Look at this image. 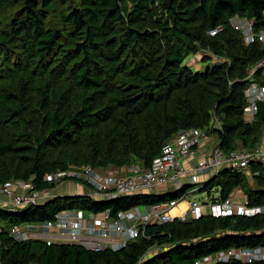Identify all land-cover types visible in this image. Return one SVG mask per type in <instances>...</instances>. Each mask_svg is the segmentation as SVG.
I'll return each mask as SVG.
<instances>
[{"label": "trees", "instance_id": "1", "mask_svg": "<svg viewBox=\"0 0 264 264\" xmlns=\"http://www.w3.org/2000/svg\"><path fill=\"white\" fill-rule=\"evenodd\" d=\"M263 12L264 0H0V184L30 180L44 189L54 186L45 174L70 167H148L189 128L213 135L225 153L253 148L264 137V101L248 120L245 89L264 83V68L248 76L264 57V42L247 43L229 18L253 20L256 33L264 29ZM219 24L222 30L209 35ZM199 53L209 64L195 71L186 59ZM251 161L246 170L223 166L198 187L109 201L61 195L15 211L0 207L1 264H193L221 250L264 246V212H204L149 224L144 236L117 250L10 236L13 225L54 220L62 210L116 216L183 201L195 187L211 201L234 198L239 189L247 206H262L264 158ZM151 246L159 250L141 259Z\"/></svg>", "mask_w": 264, "mask_h": 264}, {"label": "built area", "instance_id": "2", "mask_svg": "<svg viewBox=\"0 0 264 264\" xmlns=\"http://www.w3.org/2000/svg\"><path fill=\"white\" fill-rule=\"evenodd\" d=\"M229 24L235 30L242 32L247 43L253 42L255 38L264 42V29L255 33L253 20L235 15L229 18ZM222 28L223 25L219 24L210 29L208 33L213 36ZM258 68H264V57L249 70L248 76H251L253 69ZM245 97L247 99L245 114L248 120H251L257 109L256 103L264 101V83L252 81L245 89ZM210 139L211 136L208 133L197 128L179 130L162 146L161 152L148 167L138 164L105 168L70 167L64 171L47 173L44 179L53 183L65 179L86 183L88 185L86 192L65 195H86L92 200H109L133 194L174 191L180 189L183 184L198 187L201 182L217 174L223 166L246 170L251 160L264 158V137L251 149L236 148L227 153L223 152L215 141L214 146L209 151L203 152L198 161L186 167L184 161L195 155L200 143ZM200 176H205V178L201 179ZM53 189L54 186L36 189L30 180H7L0 184V196L5 199L0 201V207L15 211L42 204L56 196L54 192L52 193ZM237 193H241V190H236L234 197ZM185 194L179 199L185 200ZM178 203L177 199H172L148 206H136L127 211H120L116 216H111L108 210L93 213L80 208L66 209L56 213L54 220L36 224L26 223L22 226L13 225L10 229V236L17 241L41 239L47 244L76 243L91 250L106 248L117 250L128 240L144 236L145 227L149 224H161L172 221L174 218L183 220L189 217L197 218L204 213L198 202L193 200L187 201L188 206L184 212L178 216H172L170 210ZM208 207L210 208L209 213L214 217L232 214L254 215L264 212V205L249 207L244 198L237 200L233 197L211 201ZM150 249L152 250L153 246L147 249L141 259L156 252ZM229 260L264 261V246L221 250L203 256L195 260L193 264H213Z\"/></svg>", "mask_w": 264, "mask_h": 264}, {"label": "rangeland", "instance_id": "3", "mask_svg": "<svg viewBox=\"0 0 264 264\" xmlns=\"http://www.w3.org/2000/svg\"><path fill=\"white\" fill-rule=\"evenodd\" d=\"M208 54V53H207ZM202 53H199V54H196L195 56L193 57H190V58H187L186 59V64L189 65L191 68H193L195 71L197 69L199 70H204L205 67L209 64L208 62L206 61H202L201 58H202ZM212 59L214 60H217L216 57L212 56ZM200 64V67H198V63ZM197 65H196V64ZM215 139V138H214ZM211 140V139H210ZM216 141V140H215ZM201 158V157H200ZM198 161V160H197ZM191 166V165H190ZM187 167V166H186ZM61 180V179H59ZM55 185H54V189L52 190V193L54 192L55 194V189L57 187H60V186H70L69 188V191L72 193V194H81V193H76L77 191H80L79 190V186L81 187V189H83V192H86L88 189V185L86 183L82 184V182H78V181H74V180H68V179H65L63 181H55L54 182ZM77 184V185H76ZM84 185V186H82ZM56 195V194H55ZM212 196L214 197H217V192H215V190L212 191L211 193ZM57 196V195H56ZM235 199H239V200H243V196H242V193H237V196L234 197ZM184 201H197L198 204L201 206V209L203 212H209L210 211V208L208 207V203L211 202V200L209 199V197L207 196V193L206 192H201L198 188H193L191 190H189L188 192H186L185 196H184ZM4 201L5 199L3 197L0 196V201ZM183 202V201H181ZM142 207V206H141ZM178 207V206H177ZM176 207V208H177ZM8 208H6L7 210ZM100 214H98L99 216ZM174 215V214H173ZM24 225V224H23ZM22 226V225H20ZM24 229V227L22 228ZM157 247V249H156ZM152 250H156V252L159 250L158 246H153V249ZM150 249V251H152Z\"/></svg>", "mask_w": 264, "mask_h": 264}, {"label": "crops", "instance_id": "4", "mask_svg": "<svg viewBox=\"0 0 264 264\" xmlns=\"http://www.w3.org/2000/svg\"><path fill=\"white\" fill-rule=\"evenodd\" d=\"M198 64V67L197 68H199L200 67V64H199V62L197 63ZM215 137L212 135L211 136V140H208V141H206V142H202V143H200V145H199V147L197 148V150H196V153H195V155H193V156H191V157H189L187 160H185L184 161V165L185 166H187V167H189L190 165H192V164H194L197 160H199L200 159V157L202 156V154H203V152L205 153V152H207V151H209L213 146H214V144H215V140H216V138L214 139ZM200 178L201 179H204L205 178V176H200ZM77 185V184H76ZM70 186H60V187H57L56 189H55V194L56 195H65V194H72L70 191H69V189H67V188H69ZM79 190L80 191H77L76 193H82L83 192V189H81V187L79 186ZM237 190H239V189H237ZM242 193V192H241ZM183 202H187V201H183ZM180 203V205H181V201L179 202ZM178 203V204H179ZM179 205V206H180ZM176 208V207H175ZM174 208V209H175ZM173 209V210H174ZM172 210V211H173ZM185 210H186V208H185ZM185 210H181V212H183V211H185ZM172 212H171V210H170V214H171ZM180 214V213H179ZM179 214H176V215H173V214H171L172 216H178Z\"/></svg>", "mask_w": 264, "mask_h": 264}, {"label": "bare ground", "instance_id": "5", "mask_svg": "<svg viewBox=\"0 0 264 264\" xmlns=\"http://www.w3.org/2000/svg\"><path fill=\"white\" fill-rule=\"evenodd\" d=\"M256 32H257V31H256ZM240 147H241V146H240ZM251 162H252V161H251ZM235 170H236V169H235ZM68 180H69V179H68ZM238 200H239V199H238ZM108 201H109V200H108ZM183 201H184V200H183ZM179 205H180V203L177 205L178 207L175 206V207H177V208L174 207L175 209H174V208L171 209V212H172L171 214H174V215L179 214V213H181V210H185V208H187V206H188L187 202H182L181 205H180V206H179ZM173 209H174V210H173ZM172 210H173V211H172ZM183 212H184V211H183ZM131 240H132V239H131ZM131 240H130V241H131ZM106 250H107V249H106Z\"/></svg>", "mask_w": 264, "mask_h": 264}]
</instances>
